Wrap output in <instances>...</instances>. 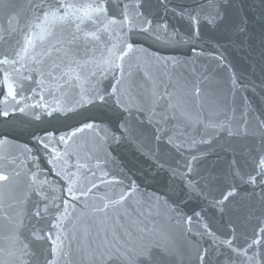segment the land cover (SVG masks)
Instances as JSON below:
<instances>
[{"label":"snow or ice","instance_id":"snow-or-ice-1","mask_svg":"<svg viewBox=\"0 0 264 264\" xmlns=\"http://www.w3.org/2000/svg\"><path fill=\"white\" fill-rule=\"evenodd\" d=\"M233 2L158 0L165 17L171 14L185 24L187 40L178 29L170 30L166 19L154 21L146 14L149 0H38L31 16L0 29V125L16 116L37 126L77 119L64 130H28L21 155L30 166L23 173L24 161L3 153L14 143L11 132L23 130V121L0 128V233L7 242L0 247V264H62L74 240L88 264H184L185 257L189 264H264V115L255 116L251 131L243 109L236 123L235 109L225 107L210 73L191 93L198 104L205 96L211 99L207 114L201 108L193 116L173 103L167 88L162 94L153 91L151 109L122 98L132 58L151 55L135 47L134 33L189 43L194 55L204 56L202 27H226V9ZM236 29L246 33L247 21L241 18ZM152 58L169 65L167 59ZM213 58L217 67H229L219 49ZM105 79L112 81L107 88ZM231 84L237 85L234 73ZM107 106L119 113L114 128L91 115ZM180 120L184 123L165 136L162 121ZM145 123L152 127V146L141 127ZM84 134L91 138L86 150ZM161 141L175 153L172 163L159 159ZM122 144L152 160L173 189L181 185L185 203L195 205L186 209L170 203L167 194H147L132 174L113 175L118 166L113 149ZM213 153L216 159L209 162ZM42 156L47 169L41 167ZM22 176V194L12 196L5 208V190L19 188ZM141 203L149 216L154 204L165 205L177 228L149 227L141 219L145 212L134 207ZM77 208L98 229L95 246L89 240L91 224L68 229L78 219Z\"/></svg>","mask_w":264,"mask_h":264},{"label":"water","instance_id":"water-1","mask_svg":"<svg viewBox=\"0 0 264 264\" xmlns=\"http://www.w3.org/2000/svg\"><path fill=\"white\" fill-rule=\"evenodd\" d=\"M38 0H0V29L6 28L11 20L13 23L16 18L23 22L26 18L32 15L34 4ZM185 0H173V3H184ZM191 2V0H187ZM146 14L154 17V21L166 19L169 24V29H178L185 34L184 39L187 40V28L185 24L168 14L166 17L163 10L160 8L158 0H149L145 7ZM227 21L226 27L222 26L219 29L212 30L207 26H203L202 31V47L205 51L204 56H196L192 53V45L189 43H166L165 37L161 35L160 41L155 40L142 33H134L132 41L138 49H147L151 54L149 57L134 56L131 60V67L127 68V72L131 73L128 82L125 84V93L123 99L130 105L142 104L146 109L153 107L152 93H163L167 88L173 94V103L180 104L186 108L193 116L203 108L205 114L211 109V99L205 96L200 104L196 103L192 97V88L194 83L203 79L204 76L211 74L213 87L219 86V95L223 104L228 109H235V122H241V110L249 113V129L254 130L256 125L255 116L264 115V3L261 0H234L231 7L226 9ZM244 18L247 21L246 33H240L236 29V24L240 19ZM222 46V47H221ZM217 49L227 58L229 67H217V61L213 58L217 54ZM99 55V52H97ZM152 57H160L167 59L169 65H164L157 62ZM173 59L179 61L175 65L172 64ZM207 70V71H206ZM235 74L237 85L231 84V76ZM112 81L105 79L102 82V87L107 88ZM246 98V99H245ZM155 107L156 118L159 119L161 106ZM255 113V115H252ZM91 115L97 117L96 122L102 123L104 126L114 128L118 119L119 113L114 111L111 106L100 109H95ZM23 121L22 128H16L11 132L14 138V143L5 145L3 153L10 158L19 157L20 161H24L20 165V170L25 172L30 166L28 161L24 160L21 155V146L29 142L28 130L39 131L43 127H59L65 129V124H76L77 119H69L62 122L45 123L37 126L35 122H30L27 118L16 116L10 118L8 125H0V128H11L17 122ZM184 123L180 121H162L167 131L164 135L167 136L175 131V125ZM146 133V142L152 146V127L148 124L141 125ZM91 138L88 134H84L81 143H86V148L91 147ZM208 147V146H205ZM158 157L166 163H172L174 152L169 151V146L161 141L158 145ZM113 155L116 157L117 167L113 168V175L120 176L124 173L134 175L137 182L147 194H156L163 197L165 194L169 197V202L177 201L186 209L195 205V202L185 203L184 190L177 182L174 186L169 181L165 172H157L154 162L141 156L134 151L131 146L122 144L114 147ZM215 153L208 157V161L215 160ZM18 161V163L20 162ZM41 167L47 169L46 158L42 156ZM11 171V166L9 167ZM130 170V172H129ZM51 175V174H50ZM24 184L23 176L20 178L19 188L14 191L5 190V208L11 202V197L21 195L20 189ZM135 208L145 212V217H141L145 224L159 231L175 230L177 226L170 219V213L163 204H154L152 206V214L149 216L148 207L146 204H135ZM88 213H91L89 208ZM129 211H132L130 208ZM77 220L70 222L68 225L69 231L76 232L85 224H91L90 242L95 246L98 237L96 236L97 227L87 216H81L80 208L76 209ZM133 218L137 216L136 212L132 213ZM196 225H193L195 229ZM3 233H0V247L6 246V241L2 238ZM77 232V236L79 237ZM62 264H88L87 260L82 259V254L77 249L74 240L70 254L66 261ZM184 264H189L185 257Z\"/></svg>","mask_w":264,"mask_h":264}]
</instances>
